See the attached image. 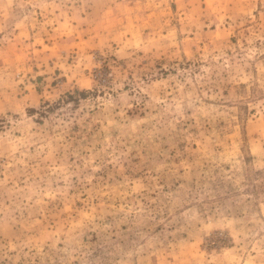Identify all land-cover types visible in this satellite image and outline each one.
I'll return each mask as SVG.
<instances>
[{
  "label": "rangeland",
  "instance_id": "374dc122",
  "mask_svg": "<svg viewBox=\"0 0 264 264\" xmlns=\"http://www.w3.org/2000/svg\"><path fill=\"white\" fill-rule=\"evenodd\" d=\"M0 264H264V0H0Z\"/></svg>",
  "mask_w": 264,
  "mask_h": 264
}]
</instances>
